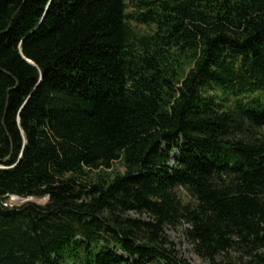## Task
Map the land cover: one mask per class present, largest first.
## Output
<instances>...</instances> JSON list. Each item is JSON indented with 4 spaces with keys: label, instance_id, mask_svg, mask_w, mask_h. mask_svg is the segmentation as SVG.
<instances>
[{
    "label": "trees",
    "instance_id": "trees-1",
    "mask_svg": "<svg viewBox=\"0 0 264 264\" xmlns=\"http://www.w3.org/2000/svg\"><path fill=\"white\" fill-rule=\"evenodd\" d=\"M182 225L264 264V0H0V264H190Z\"/></svg>",
    "mask_w": 264,
    "mask_h": 264
},
{
    "label": "rangeland",
    "instance_id": "rangeland-1",
    "mask_svg": "<svg viewBox=\"0 0 264 264\" xmlns=\"http://www.w3.org/2000/svg\"><path fill=\"white\" fill-rule=\"evenodd\" d=\"M135 27L136 25L132 23ZM138 29L142 30L138 27ZM220 95H222L220 93ZM173 156H178L179 151L175 149L172 153ZM116 166H120V163H117ZM120 170L123 171L124 169L120 167ZM26 203H34L40 206H45L48 203V198H18V197H10L9 201L5 204L8 207H20ZM188 228L187 225L180 226L176 231L171 229L167 230V233L172 241L175 242L177 249L180 255L186 259L190 264H204L194 253L193 246L189 243L186 238L185 232Z\"/></svg>",
    "mask_w": 264,
    "mask_h": 264
}]
</instances>
